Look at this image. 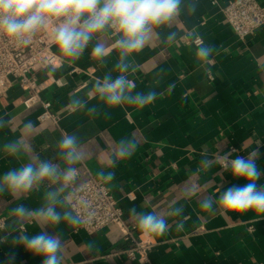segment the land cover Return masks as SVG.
Masks as SVG:
<instances>
[{
	"label": "crops",
	"instance_id": "obj_1",
	"mask_svg": "<svg viewBox=\"0 0 264 264\" xmlns=\"http://www.w3.org/2000/svg\"><path fill=\"white\" fill-rule=\"evenodd\" d=\"M229 1L183 0L178 19L158 29L138 54L125 58V63L133 65L124 73L135 85L130 94H157L142 108L127 102L109 107L95 87L105 76L115 79L121 74L118 50L101 59L92 55L96 43L108 47L114 43L110 33L94 37L77 58L63 56L55 45L54 51L66 65L40 69L36 75L38 81L46 82L43 95L61 115L60 123L40 121L39 104L25 108L13 103L25 93L14 85L8 102H0V176L37 159L63 167L58 142L66 134H75L85 155L75 165V180L65 182L60 197L64 203L57 204L58 211H71L67 200L71 185L82 183L89 173L99 177L98 172L111 171L114 177L107 183L119 199L126 224L137 238L153 243L146 264H264V217L251 212L204 213L199 208L205 196L215 199L232 184L243 183L218 164L204 169L200 162L205 156L223 155L231 146L237 148L233 157L247 156L260 141L257 163L264 168V26L240 39L222 12ZM261 2L264 5V0ZM171 32L177 37L169 42ZM195 36L213 48L205 62L196 59L198 46L184 41ZM75 68L78 71L71 72ZM172 84L175 87L170 93ZM76 100L84 106H74ZM93 107L96 111L89 113ZM29 122L35 125L34 130L22 133ZM17 139L23 140V151L18 157L9 156L4 145ZM121 139L135 140L137 150L131 158L116 160L110 167ZM258 183L264 184V175ZM190 184H195L197 191L185 197L183 189ZM58 186L44 181L15 197L7 191L0 193V213L7 217L6 227L0 229V236H7L0 244V264H40V258L12 241L18 234L43 229L32 220L21 221L10 210L23 204L35 211L47 192ZM133 206L138 211L158 212L168 220L169 230L163 235L142 233L129 216ZM176 208H183L181 216L170 215ZM180 221L183 229L177 231L175 225ZM250 225L254 230H249ZM199 228L201 231H196ZM48 231L59 235L64 244L63 264H141L120 253L131 242H111L105 230L89 233L61 223Z\"/></svg>",
	"mask_w": 264,
	"mask_h": 264
},
{
	"label": "clouds",
	"instance_id": "obj_2",
	"mask_svg": "<svg viewBox=\"0 0 264 264\" xmlns=\"http://www.w3.org/2000/svg\"><path fill=\"white\" fill-rule=\"evenodd\" d=\"M183 0H0V36L9 39L29 42V37L38 29L45 27L55 19L62 18V22L54 29V43L58 51L65 57L77 58L81 55L89 42L100 34L111 33L114 43L108 47L104 43H96L92 55L101 59L113 50H118L120 63L117 68L121 73L115 79L105 76L103 82L95 85L109 107H117L127 102L130 105L144 107L156 98L155 92L131 95L134 83L124 73L133 67L125 63L126 57L138 54L149 43L157 30L169 26L181 13ZM194 10V9H193ZM177 33L171 32L167 41L176 39ZM213 48L201 43L196 49V59L205 62L212 55ZM175 87L169 85V92ZM76 107H83L80 101L72 102ZM89 113L96 109L89 108ZM35 125L31 122L24 125L22 133H31ZM260 141L257 149L247 156L235 155L233 151L217 154L209 159L205 156L201 160L204 169L218 164L229 173L234 180L242 184H232L221 191L217 198L205 196L199 202L201 212L210 213L219 210L222 215L253 213L257 217H264V184L258 183L264 175V168L257 163ZM135 140L121 139L115 150V160H111L110 167L116 160H126L137 150ZM60 158L64 163H54L48 159H37L12 168L0 176V193L7 191L12 196L28 192L34 186L44 181L59 185L47 192L42 206L35 211L18 205L10 210V214L21 221L32 220L43 229L35 234H18L13 237L14 245L22 246L26 252L40 258V264H63L64 244L59 235L50 234L48 228L55 229L63 223L66 227L76 229L82 227L84 221L79 213L58 211L57 204H63L60 199L65 190V182H72L78 174L79 164L84 159L79 137L66 134L58 142ZM22 139L4 145V151L9 156L18 157L23 151ZM102 181L110 182L114 172H98ZM197 186L190 184L183 189V195L188 197L195 194ZM215 206V207H214ZM183 208H176L170 215L181 216ZM137 228L144 234L163 235L170 224L162 215L153 211H138L135 206L129 209ZM183 221L176 223V230L183 229ZM7 241V236H0V244ZM92 250V245H89ZM99 250L98 248L96 249ZM14 260V256L10 258Z\"/></svg>",
	"mask_w": 264,
	"mask_h": 264
},
{
	"label": "built area",
	"instance_id": "obj_3",
	"mask_svg": "<svg viewBox=\"0 0 264 264\" xmlns=\"http://www.w3.org/2000/svg\"><path fill=\"white\" fill-rule=\"evenodd\" d=\"M222 12L228 26L242 40L264 26V5L261 0H230L223 6ZM61 22L62 18L55 19L38 29L28 38V43L0 36V102H8L12 88L17 84L25 93L13 103L25 108L39 104L42 111L38 119L57 125L61 115L54 111L52 101L43 95L47 85L46 82L38 81L36 72L45 68H63L67 63L54 51V29ZM184 41L196 46L203 44L201 36L185 37ZM74 71L78 69L71 70ZM209 78L213 79L211 73ZM231 150H235V153L237 148L231 146ZM67 200L71 210L79 213L84 221L80 228L89 233L105 230L111 242H131L120 253L141 264L150 263L149 252L153 243L140 236L137 238L126 224L119 199L106 181L89 173L82 183L71 185ZM6 221L7 217L0 213V229L6 227ZM248 228L254 230L253 225Z\"/></svg>",
	"mask_w": 264,
	"mask_h": 264
}]
</instances>
